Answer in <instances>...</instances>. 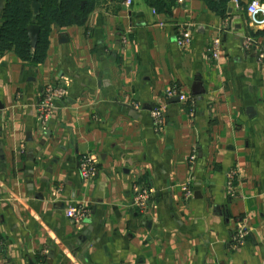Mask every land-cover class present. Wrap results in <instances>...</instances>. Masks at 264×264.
Returning <instances> with one entry per match:
<instances>
[{
    "label": "crops",
    "instance_id": "1",
    "mask_svg": "<svg viewBox=\"0 0 264 264\" xmlns=\"http://www.w3.org/2000/svg\"><path fill=\"white\" fill-rule=\"evenodd\" d=\"M125 1L53 23L41 64L0 52V264H264V65L246 44L264 45V24L252 0ZM60 82L69 94L42 123L44 87ZM174 87L191 99L167 97ZM85 155L98 160L91 182ZM143 187L152 198L139 210ZM72 205L89 210L82 223Z\"/></svg>",
    "mask_w": 264,
    "mask_h": 264
},
{
    "label": "built area",
    "instance_id": "2",
    "mask_svg": "<svg viewBox=\"0 0 264 264\" xmlns=\"http://www.w3.org/2000/svg\"><path fill=\"white\" fill-rule=\"evenodd\" d=\"M186 0H176L178 4H184ZM236 5H239L240 0H232ZM133 0H126L125 4L127 6L132 5ZM248 12L251 14L254 23L264 24V0H252L248 6ZM192 26L191 24H183L180 26L177 42L181 47H188L192 43ZM222 40L220 37L213 38L208 52L211 57L219 58L221 53ZM247 46H253L256 50L258 60L264 65V45L255 42L252 38H248L246 41ZM69 94V89L66 84L60 83H50L44 87L42 97L38 103V115L39 121L46 123L49 119L51 113L57 109L60 103L67 98ZM167 97H179L180 101L187 102L191 99V96L184 93L181 89L174 87L167 91ZM166 111L167 106L161 105L156 106L151 111V116L153 118L154 126L157 131L163 130L166 121ZM197 159V154H193L190 157L191 163H194ZM99 173L98 160L93 155H85L80 161V175L84 182L93 181ZM230 188L232 189V184L230 183ZM184 190L187 197L193 196V190L190 186H185ZM232 191V190H231ZM234 194V193H233ZM152 198V192L147 187L139 188L136 197L134 199V206L139 210H145L150 204ZM89 214L87 207L83 205H72L66 210L67 217L76 222L77 224L82 223ZM249 235V230L246 227L239 228L232 237V241L236 245H242L246 242Z\"/></svg>",
    "mask_w": 264,
    "mask_h": 264
},
{
    "label": "trees",
    "instance_id": "3",
    "mask_svg": "<svg viewBox=\"0 0 264 264\" xmlns=\"http://www.w3.org/2000/svg\"><path fill=\"white\" fill-rule=\"evenodd\" d=\"M42 8L34 14L32 0H5L0 9V52L12 48L23 60L32 64H41L46 57L49 45V31L53 23L62 26L72 25L85 19L93 9L96 0H39ZM154 4L163 8L164 0H154ZM225 9H222L224 11ZM37 23L41 32L35 48L30 45L27 27Z\"/></svg>",
    "mask_w": 264,
    "mask_h": 264
},
{
    "label": "water",
    "instance_id": "4",
    "mask_svg": "<svg viewBox=\"0 0 264 264\" xmlns=\"http://www.w3.org/2000/svg\"><path fill=\"white\" fill-rule=\"evenodd\" d=\"M216 1H220V0H216ZM85 4H86V1L83 0L82 6L84 7ZM4 5H5V0H0V9H3ZM32 8H33L34 14L38 15L40 13L41 8H42L40 1L39 0H32ZM40 32H41V26L37 23H32L27 27V33H28L30 45L32 48L36 47ZM205 91L206 90L204 88H201V84L199 82H197L195 84V89L193 91V93L195 95L203 94V93H205ZM174 100L179 101V97H175Z\"/></svg>",
    "mask_w": 264,
    "mask_h": 264
}]
</instances>
